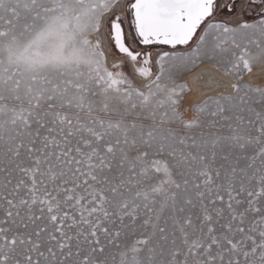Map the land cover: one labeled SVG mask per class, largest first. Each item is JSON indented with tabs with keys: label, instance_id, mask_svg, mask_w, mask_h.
Returning a JSON list of instances; mask_svg holds the SVG:
<instances>
[{
	"label": "snow or ice",
	"instance_id": "1",
	"mask_svg": "<svg viewBox=\"0 0 264 264\" xmlns=\"http://www.w3.org/2000/svg\"><path fill=\"white\" fill-rule=\"evenodd\" d=\"M0 264H264V0H0Z\"/></svg>",
	"mask_w": 264,
	"mask_h": 264
},
{
	"label": "bare ground",
	"instance_id": "2",
	"mask_svg": "<svg viewBox=\"0 0 264 264\" xmlns=\"http://www.w3.org/2000/svg\"><path fill=\"white\" fill-rule=\"evenodd\" d=\"M202 71H210V69H208L207 66H202L201 68H199V70L195 71L193 75H195L198 72H202Z\"/></svg>",
	"mask_w": 264,
	"mask_h": 264
},
{
	"label": "rangeland",
	"instance_id": "3",
	"mask_svg": "<svg viewBox=\"0 0 264 264\" xmlns=\"http://www.w3.org/2000/svg\"><path fill=\"white\" fill-rule=\"evenodd\" d=\"M201 68V67H200ZM199 70V68H197L195 71Z\"/></svg>",
	"mask_w": 264,
	"mask_h": 264
}]
</instances>
